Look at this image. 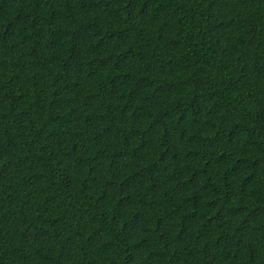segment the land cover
Returning <instances> with one entry per match:
<instances>
[{"label":"trees","instance_id":"trees-1","mask_svg":"<svg viewBox=\"0 0 264 264\" xmlns=\"http://www.w3.org/2000/svg\"><path fill=\"white\" fill-rule=\"evenodd\" d=\"M0 264H264V0H0Z\"/></svg>","mask_w":264,"mask_h":264}]
</instances>
